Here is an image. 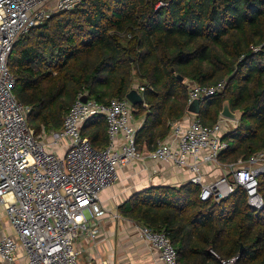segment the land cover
<instances>
[{
    "label": "trees",
    "instance_id": "trees-1",
    "mask_svg": "<svg viewBox=\"0 0 264 264\" xmlns=\"http://www.w3.org/2000/svg\"><path fill=\"white\" fill-rule=\"evenodd\" d=\"M253 48H259L257 52ZM14 94L30 106L29 126L60 130L80 92L107 105L124 99L134 75L146 87L136 117L146 116L137 134L149 153L170 133L169 124L188 112V82L223 93L200 102L203 124L212 127L223 105L240 112L226 134L223 164L248 160L264 149V0H84L23 36L9 59ZM178 77H182L181 82ZM97 149L108 143L104 117L82 130ZM201 188L151 187L119 207L122 217L164 231L179 264H264V209L256 211L239 189L220 204L202 202ZM264 198V174L259 177ZM243 248V253L241 249Z\"/></svg>",
    "mask_w": 264,
    "mask_h": 264
},
{
    "label": "built area",
    "instance_id": "built-area-1",
    "mask_svg": "<svg viewBox=\"0 0 264 264\" xmlns=\"http://www.w3.org/2000/svg\"><path fill=\"white\" fill-rule=\"evenodd\" d=\"M83 1L0 0V206L15 233L0 239V264H16L19 251L28 264H82L79 240H96L102 219L121 218L103 205L101 194L119 181L122 167L144 159L136 142L140 126L134 123V105L126 97L105 105L80 92L60 130L45 126L37 130L28 123L32 108L14 94L16 79L8 64L15 45L31 29ZM226 86L227 80L213 86L188 82V104L221 94ZM133 89L142 96L147 89L135 75ZM189 114L192 120L186 127L177 121L169 124V135L157 140L148 158L187 168L190 183L201 188L202 202L220 204L242 189L247 204L263 210L259 177L264 174V149L246 161L223 164L220 156L229 145L222 121L229 119L220 116L208 127L199 115ZM97 116L108 124L109 143L103 149L95 148L82 134L85 124ZM207 166H214L221 175L208 182ZM136 230L161 263L179 264L178 252L164 231L147 226ZM210 251L220 264L239 261V256L222 259Z\"/></svg>",
    "mask_w": 264,
    "mask_h": 264
},
{
    "label": "crops",
    "instance_id": "crops-1",
    "mask_svg": "<svg viewBox=\"0 0 264 264\" xmlns=\"http://www.w3.org/2000/svg\"><path fill=\"white\" fill-rule=\"evenodd\" d=\"M191 120L192 116L187 113L177 122L186 127ZM145 121V115L139 118L134 115V123L138 127L140 126V129ZM222 123L226 135L235 130L239 122L223 120ZM140 152L144 159L122 167L119 170V181L101 194L103 205L114 215H120L119 207L138 192L151 187L179 188L190 183L192 175L187 168L181 169L170 162L150 159L146 149ZM204 169L209 173L208 182L221 175V171L214 166H207ZM120 217L119 219L110 217L102 219L100 234L96 240L87 238L79 240L80 262L82 264H163L136 230L137 226L142 225L121 215ZM14 234L5 210L0 206V239L6 236H14ZM16 264H28L22 251L16 254Z\"/></svg>",
    "mask_w": 264,
    "mask_h": 264
},
{
    "label": "water",
    "instance_id": "water-1",
    "mask_svg": "<svg viewBox=\"0 0 264 264\" xmlns=\"http://www.w3.org/2000/svg\"><path fill=\"white\" fill-rule=\"evenodd\" d=\"M178 79L182 82L183 78L178 77ZM126 98L134 105H141L144 104V97L138 93L136 90H131ZM84 102L87 101V97L84 98ZM200 100H194L190 104H188V112L200 115L201 110H200ZM223 118L233 120V121H239L240 120V115L237 112H233L230 107V103L226 101L223 105L222 112L220 114ZM241 253H243V248L241 249Z\"/></svg>",
    "mask_w": 264,
    "mask_h": 264
},
{
    "label": "rangeland",
    "instance_id": "rangeland-1",
    "mask_svg": "<svg viewBox=\"0 0 264 264\" xmlns=\"http://www.w3.org/2000/svg\"><path fill=\"white\" fill-rule=\"evenodd\" d=\"M238 114L240 113V112H237ZM135 115V114H134ZM239 122V121H238Z\"/></svg>",
    "mask_w": 264,
    "mask_h": 264
}]
</instances>
